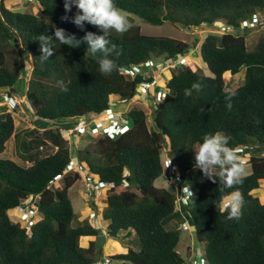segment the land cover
Listing matches in <instances>:
<instances>
[{
  "label": "trees",
  "instance_id": "obj_1",
  "mask_svg": "<svg viewBox=\"0 0 264 264\" xmlns=\"http://www.w3.org/2000/svg\"><path fill=\"white\" fill-rule=\"evenodd\" d=\"M37 1L41 11L36 14L12 10L0 0V88H14L23 72L31 69L27 97L37 121L69 123L75 118L104 115L112 103L136 99L143 83L154 80L145 78L143 72L125 74L121 68L180 58L193 48L173 37L146 35L140 25L129 22L126 32L111 33L115 45L112 58L117 68L110 75L99 71L100 54L92 56L84 44L72 47L56 42L55 54L42 61L36 41L40 35L52 34L59 27L81 39L86 31L99 34V30L91 24L81 30L71 19H65L75 11L66 13L64 0ZM116 4L120 10L154 25L170 22L189 28L219 21L239 27L254 13H264V0H116ZM247 34H208L200 51L212 75L189 65L179 66L166 81L164 96L153 105V128L148 124L147 110L134 105L128 111L129 124L122 134L113 138L90 134L95 146L79 150L90 173L110 186L105 213L107 232L115 239L123 232L134 245L123 246L116 259L132 264L187 261L177 249L181 229L165 224L176 213V188L156 185L165 173L163 156L167 149L177 167L178 186L192 190L193 201L187 210L197 240L205 244L210 264H264V203L250 193L264 180V30L252 46L248 45ZM199 43L197 38L194 47ZM7 48L18 49V61L12 65ZM19 50L24 53V71ZM244 70V83L227 89L226 77ZM194 84L199 87L193 88ZM229 91L236 93L231 110L225 98ZM1 108L0 264L98 263L102 247H97V239L105 232L92 217L73 225L76 214L69 191L80 174L67 172L73 158L68 141L59 129L44 130L42 137L49 138L57 150L46 156L34 153L44 138L35 135L28 141L22 139V131H17L21 124L18 116ZM217 131L231 137V147L246 146L251 156V172L244 176L243 183L223 191L218 179L214 182L193 167L194 149L203 135ZM36 132L30 130L27 134ZM12 136L17 157L28 161V166L1 157L7 147L12 149ZM87 155L92 160L86 159ZM60 176L63 187L52 183ZM235 189L242 192L244 205L239 219H228L223 202ZM32 194L37 196L42 218L32 224L29 232L14 222L10 213Z\"/></svg>",
  "mask_w": 264,
  "mask_h": 264
},
{
  "label": "rangeland",
  "instance_id": "obj_2",
  "mask_svg": "<svg viewBox=\"0 0 264 264\" xmlns=\"http://www.w3.org/2000/svg\"><path fill=\"white\" fill-rule=\"evenodd\" d=\"M6 2L9 0H5ZM22 5L18 9L14 10H22L26 12H33V13H39L41 11V6L37 0H23L21 1ZM72 10L75 12L77 9L75 6H73ZM127 17L128 22L135 23L137 25L141 26L142 33L146 35H152V36H167V37H173L185 42H188L192 44L193 48L184 56L180 58L165 60L164 58L154 60L149 67H145V69L142 70L145 78L153 77L154 80L146 84L147 86H143L140 88V92L136 99H133L130 102H116L112 103V110L113 115H115V118L118 119V122L124 123V118L127 117L128 111L134 106L139 105L143 108H145L149 115V121L148 124L151 128H153L154 125V119H153V105L154 103L158 102L161 96H164V92L162 88L165 87L166 81L171 77L172 73L174 71L178 70L179 66L182 65H189L195 70H200L203 74L211 76L212 73L207 68L206 64L203 62L201 57V44L202 41L206 38L208 34L216 33L219 34L221 32V27L219 25H216V23L206 26V27H198V31H196V28H189L184 26L183 24H172L170 22H165L162 25H154L149 22H146L144 19L140 18L139 16L129 13L127 11L121 10ZM224 22V21H223ZM221 24V23H219ZM247 34V40L248 45L252 46L259 38V34L261 31H246ZM243 33V32H241ZM197 38L200 40V43L194 47V43L197 40ZM18 49L13 48H7L8 51V60L10 65L15 61L17 62V56L16 51ZM26 63V62H25ZM31 69H27L26 72H23L21 75L20 80L15 85L14 88L11 89L13 93L18 95V97L21 99L23 97V92L26 91L28 87V78L30 76ZM245 70L244 73L241 72L240 74L236 75H228L226 77V83H227V89H236L239 86H241L244 83L245 79ZM135 75V73L133 74ZM146 88V89H145ZM114 104V105H113ZM24 107V105H22ZM2 108L0 107V110ZM20 110L15 111L14 113L18 116V119L20 121V126L18 127L17 131H22V139L30 140L32 138H35V135L38 137H42V132L47 129H59V131L62 134V137H64L68 141V145L72 151V160H75L76 164L81 161L79 157V150H83L85 146L93 148L95 145V139L90 137V124L93 122L94 124H99L100 122L104 121L105 119H108L109 116L105 117L93 115L92 117H86L82 119H73L69 123H63V122H53V121H40L36 120L34 113L29 111L26 107L25 110L22 108H19ZM111 116V115H110ZM35 118V119H34ZM105 124V123H103ZM85 125L86 130H83L80 128V126ZM30 130H37V134L29 135L27 132ZM44 138V142L42 143L44 148L41 150L40 147H35L34 153H39L41 156H46L49 154H52L55 152L56 148L51 143L50 139L47 137ZM46 143V144H45ZM13 148L15 149V142L12 141V151ZM25 152L22 149V153ZM24 154V153H23ZM264 155V153H263ZM6 157V155H3ZM2 156V157H3ZM245 161H246V172L245 175L251 172V164H250V153H242L240 155ZM86 159L92 160L89 155L85 156ZM167 155V149H164V168L165 173L167 174L168 168L166 166V158ZM20 164L28 166V161L24 162L23 160L15 159ZM86 162V160H84ZM128 172V170H126ZM166 174H164L161 178H159L156 181L157 186H169L172 185L171 182H169V179L166 178ZM85 181V174L83 172H80V178L76 181V183L70 188L69 195L73 203L74 211H75V219L73 222V225L76 226L78 224H81L85 219H87L90 216V213L94 211L95 213H98L96 222L98 226L101 228L102 232H105L107 236L106 242L102 245V249L99 250V262L97 264H103V261L107 258H111L113 264H132L130 262H125L120 259H116L115 255L119 253L123 248V246L131 245L134 246L132 243L128 242L129 238H125V233L121 232L118 238H112L110 234L107 232V221L105 219V213L108 209V203H107V192L103 191L100 197H96L95 204L93 203L91 198H88V188ZM54 185L57 187H63L64 181L63 178H56L54 181ZM110 187V186H109ZM227 199V198H226ZM223 202V205L225 206V201ZM182 204H177V210L175 213V216L173 219H169L165 222L166 226L169 228H180V224L183 223V221H189L192 224V221L190 217L188 218L186 210H183ZM94 207V209H92ZM96 207V208H95ZM22 214L21 211H18L16 209L12 210L10 215L14 222H19L23 227H25L30 232V224H28L27 220L20 215ZM41 217V213L38 212V216L35 218L34 222ZM31 221L30 223H32ZM33 222V223H34ZM122 245V246H121ZM136 247V246H135ZM178 252L181 254V256L188 260L190 254H195L198 252L199 254L205 255V244L200 243L196 238V231L193 227H191L190 230H181V239L178 244Z\"/></svg>",
  "mask_w": 264,
  "mask_h": 264
},
{
  "label": "clouds",
  "instance_id": "obj_3",
  "mask_svg": "<svg viewBox=\"0 0 264 264\" xmlns=\"http://www.w3.org/2000/svg\"><path fill=\"white\" fill-rule=\"evenodd\" d=\"M14 1L18 2L20 6L22 5L21 0L7 1L6 2L7 5L12 10L20 8L19 5L18 7L11 8L10 2L12 3ZM73 6H75V8L77 9L75 14L71 17L65 16L64 18L71 19V22H73L81 30L85 28L86 24H91L99 30V34L93 31H86L84 36L81 39H76L73 35L67 34L63 28L56 27L54 30V33L42 34L36 40L39 42V47L41 51V55H40L41 60L45 61L55 54L56 42H59L61 45H69L72 47H79L81 44H84L86 45L87 52H89L92 56L96 57L97 54H100L97 58L99 71L104 75H110L117 68L116 61L115 59L112 58V53L115 52V45H113L111 42V39H110L111 33L113 30L116 33L126 32L130 26L128 22V17L117 7L116 0H64V8L66 10V13L71 12ZM150 61L153 62L152 60ZM144 66L149 67L148 65H146V63L144 64ZM145 67H143V69H145ZM29 78L27 79L28 81L30 80ZM146 84H149V83H146ZM142 86H144V83ZM198 87L199 85L197 84L193 85V88H198ZM0 89H3V88H0ZM8 89L11 90L12 88H8ZM162 90L164 91V88H162ZM62 91L66 92L68 91V89L63 88ZM23 94H26L27 96V89L25 92H23ZM235 95L236 93L234 91H229L225 96L226 100L228 101L226 106L229 110H231L232 108L231 100H232V97ZM118 102H124V101H118ZM109 109H112V108H109ZM107 112L104 114V116L108 115ZM97 116H102V115H97ZM111 118L113 119L111 120ZM100 123L99 124L97 123V124L100 125ZM97 124H94L93 122H91L89 129L91 128V125H97ZM128 124H129L128 115L127 117L124 118V123L118 122V119H116L115 115H113L112 117H109L108 119H105L104 121H102V125L107 127V130L103 134L108 135L111 138L119 136L127 128ZM83 126L85 125L80 126V128H83ZM91 134L100 135V134H94V133H91ZM230 140H231L230 136L224 135L222 132H219V131L214 132V133H206L203 135L202 141L199 144V146L196 149H194L195 151L194 165H193L194 169H199L203 173L204 177H207L208 179H211L214 182L218 179V182L221 186L222 191L224 189L233 188L235 185L242 184L244 176H245V172H246V167H245L246 161L240 156L242 153H247V151H245L246 146L238 147L235 149L230 146L229 144ZM41 146H40V149H41ZM75 162H76L75 160H72L71 163L76 164ZM78 164H84L86 167V170L90 173L88 166L86 165L85 162L79 161ZM67 172H78V171H68L67 170ZM78 173L80 174V172ZM83 173L85 174V172ZM60 178H62V176H60ZM52 183L54 182L52 181ZM103 185H104V188L100 194H97L94 197L88 196V198L92 199L94 204L96 201V197H100L103 191L107 192V190L109 189V185H105V184ZM172 185H174L176 188L177 204H179L181 203L179 201L181 190L184 187L189 188V186L180 187L178 186L177 181L176 183ZM261 185H264V180L260 182L259 187L252 188L250 193L254 196L259 197L262 203H264V188H262ZM254 189H257L258 193H253ZM189 194L191 195L190 203L185 207L181 205L183 210H186L188 214H189L187 210L188 206H190L193 201L192 190L190 188H189ZM36 200H37V196L32 194L29 197V199H27L20 205V206H24L26 203H29L30 201L32 202V204L35 205V214L32 219L33 222L35 218L38 216V212H39L37 208ZM243 205H244V197H243L242 192L239 191L238 189L233 190L228 195L225 201L224 207L227 209V213H228L227 218L228 219H239ZM29 206H32V205L29 204ZM18 207H16V210L19 211ZM92 209H94V207ZM176 210H177V205H176ZM21 212L23 211L21 210ZM20 215L24 217L23 214H20ZM97 216H98V213L97 212L95 213L94 211H92L89 217L97 218ZM41 218H42V214L39 219ZM33 222L32 223L28 222V224H30V228L32 224L35 223ZM191 227H192V224L190 223V229ZM180 229L184 230L182 228V224H180ZM195 254L206 257V255L199 254L198 252H196ZM195 254L191 253L189 258ZM104 261H103V264H104Z\"/></svg>",
  "mask_w": 264,
  "mask_h": 264
},
{
  "label": "built area",
  "instance_id": "obj_4",
  "mask_svg": "<svg viewBox=\"0 0 264 264\" xmlns=\"http://www.w3.org/2000/svg\"><path fill=\"white\" fill-rule=\"evenodd\" d=\"M32 1V0H28ZM11 8L18 7V2H10ZM20 5V4H19ZM221 23V24H219ZM216 25H219L221 27V32L219 34H243L245 31H263L264 30V13L263 12H256L251 17H249L247 20L241 22V26L235 27L231 24H229L227 21H219L216 23ZM196 31H198V27H195ZM243 32V33H241ZM152 62L148 61L146 62V65H151ZM122 72L125 74H129L134 76L139 72H142L143 67L142 66H133L132 68L123 67L121 68ZM144 86H147L146 83H144ZM143 86V88H144ZM146 89V88H145ZM24 105V107H22ZM4 106L6 108V111L8 112H15L17 110H20L19 108H22L25 110V107L31 111L34 112V108L30 102V100L27 98L26 94H23V97L20 99L18 95L13 93L10 89H0V107ZM113 110L109 109L107 112V116L112 117L113 116ZM111 115V116H110ZM105 116V117H107ZM113 118H111L112 120ZM83 130H86V126H83ZM107 130L106 126H103L102 123L100 125H91L90 132L94 134H103ZM44 146H41V149H43ZM166 166L168 168V173L166 178L169 179V182L171 184L176 183L177 181V167L174 163V161L167 157L166 158ZM68 171H78V172H85V184L88 188V196L94 197L97 194H100L101 191L104 188V185L96 179L91 173H89L86 170V167L84 164H74L70 163L67 166ZM262 188H264V185H261ZM253 193H258L257 189L253 190ZM33 198V196H32ZM179 201L181 202L182 206H187L191 201V195L189 194V188L184 187L181 190V194L179 196ZM31 204L32 206H29ZM19 211H23L22 214L27 219L28 222H31L34 214H35V205L32 204L30 201L29 203H26L24 206H19ZM94 215V214H92ZM182 228L184 230L190 229V223L188 221H184L182 223ZM104 264H112L111 259L107 258L104 261ZM184 264H210L208 259L205 256L201 255H193L189 258V260Z\"/></svg>",
  "mask_w": 264,
  "mask_h": 264
},
{
  "label": "water",
  "instance_id": "obj_5",
  "mask_svg": "<svg viewBox=\"0 0 264 264\" xmlns=\"http://www.w3.org/2000/svg\"><path fill=\"white\" fill-rule=\"evenodd\" d=\"M19 55L21 57V70H25V59H24V53L22 50H19ZM107 237L104 234H101L98 236L97 239V247L101 249L102 245L106 242Z\"/></svg>",
  "mask_w": 264,
  "mask_h": 264
},
{
  "label": "crops",
  "instance_id": "obj_6",
  "mask_svg": "<svg viewBox=\"0 0 264 264\" xmlns=\"http://www.w3.org/2000/svg\"><path fill=\"white\" fill-rule=\"evenodd\" d=\"M21 1H23V0H21ZM11 138H12V141L15 142V137L12 136ZM53 146H54V145H53ZM54 147L57 149L56 146H54ZM55 151H56V150H55ZM3 155H6V157L3 156ZM2 156L5 157V158L19 159V160H20V158H18V157H17V154H16V144H15V149L13 148V151L9 150L8 147H7V150L1 155V157H2ZM21 160H22V159H21ZM24 162H26V161H24ZM28 163H29V162H28Z\"/></svg>",
  "mask_w": 264,
  "mask_h": 264
},
{
  "label": "bare ground",
  "instance_id": "obj_7",
  "mask_svg": "<svg viewBox=\"0 0 264 264\" xmlns=\"http://www.w3.org/2000/svg\"><path fill=\"white\" fill-rule=\"evenodd\" d=\"M187 216H188V218L190 217L188 213H187Z\"/></svg>",
  "mask_w": 264,
  "mask_h": 264
}]
</instances>
